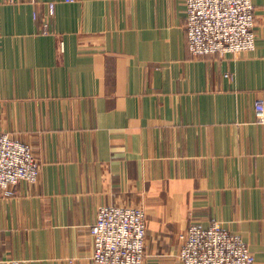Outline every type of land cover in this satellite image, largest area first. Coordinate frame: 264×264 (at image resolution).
<instances>
[{
	"label": "crops",
	"instance_id": "1",
	"mask_svg": "<svg viewBox=\"0 0 264 264\" xmlns=\"http://www.w3.org/2000/svg\"><path fill=\"white\" fill-rule=\"evenodd\" d=\"M186 1L0 0V132L40 161L0 190V264H98L104 205L146 212L144 264L215 222L264 264V0L227 57L191 53Z\"/></svg>",
	"mask_w": 264,
	"mask_h": 264
},
{
	"label": "built area",
	"instance_id": "2",
	"mask_svg": "<svg viewBox=\"0 0 264 264\" xmlns=\"http://www.w3.org/2000/svg\"><path fill=\"white\" fill-rule=\"evenodd\" d=\"M75 2L76 0H65ZM186 29L193 55L237 56L256 49V13L253 0H187ZM49 15L56 11L48 4ZM36 17V15H35ZM48 22L43 33L50 34ZM264 124V102L255 103ZM40 161L33 147L0 132V190L22 181L37 182ZM148 219L139 207L104 205L91 227L93 260L98 264H144ZM179 257L183 264H253L249 244L221 223L192 224L183 236Z\"/></svg>",
	"mask_w": 264,
	"mask_h": 264
},
{
	"label": "rangeland",
	"instance_id": "3",
	"mask_svg": "<svg viewBox=\"0 0 264 264\" xmlns=\"http://www.w3.org/2000/svg\"><path fill=\"white\" fill-rule=\"evenodd\" d=\"M255 5V4H254ZM256 13V12H255Z\"/></svg>",
	"mask_w": 264,
	"mask_h": 264
}]
</instances>
